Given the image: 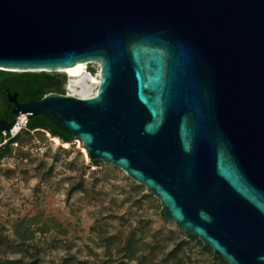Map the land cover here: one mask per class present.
Segmentation results:
<instances>
[{
	"label": "water",
	"instance_id": "95a60500",
	"mask_svg": "<svg viewBox=\"0 0 264 264\" xmlns=\"http://www.w3.org/2000/svg\"><path fill=\"white\" fill-rule=\"evenodd\" d=\"M80 63L95 95L10 94L13 114L120 168L217 258L264 264V0H0V71L69 82Z\"/></svg>",
	"mask_w": 264,
	"mask_h": 264
},
{
	"label": "rangeland",
	"instance_id": "374dc122",
	"mask_svg": "<svg viewBox=\"0 0 264 264\" xmlns=\"http://www.w3.org/2000/svg\"><path fill=\"white\" fill-rule=\"evenodd\" d=\"M66 92L78 94L68 85ZM33 136L46 145L43 154L31 151L24 135L23 147L13 148L0 166L1 259L29 261L37 245L42 264H214L190 241L167 262L184 231L162 216L157 198L120 168L92 165L80 140L65 148L46 131ZM20 221L31 228V240L15 236ZM130 239L142 262L124 251Z\"/></svg>",
	"mask_w": 264,
	"mask_h": 264
},
{
	"label": "trees",
	"instance_id": "16d2710c",
	"mask_svg": "<svg viewBox=\"0 0 264 264\" xmlns=\"http://www.w3.org/2000/svg\"><path fill=\"white\" fill-rule=\"evenodd\" d=\"M90 71L92 72H96V69H93L90 67ZM43 75L46 73H42ZM37 76L36 73H21L19 76L20 80H23L24 82H27L26 85H22L21 86V92L22 94L25 93L26 91H28L29 89H31L34 85L32 83H30L33 79H35ZM37 92V88H33V93L31 94L30 98L31 99H35V93ZM61 94H65L64 92H60ZM43 96H41L39 99H41ZM27 129L28 131H24L21 135H19L15 140L11 141L4 149H0V160L2 158H4L10 151H12L13 147H12V143L14 141L19 142L20 148L23 147V136L24 135H29L30 136V141L32 143L34 136L33 134H31L29 131H35L39 132L40 130L46 131L48 132L52 137H57L60 139V141L62 143H72L74 141V138L71 137L69 134L65 133L60 127H58L55 123H53L50 119H48L45 116L39 115L36 117H33L31 119L28 120L27 123ZM3 140H5V136L3 135V132L0 130V142H2ZM91 164L94 166H100L102 165L101 162H94L91 160ZM76 189H79V187L75 186L73 188H71L70 192L75 191ZM146 197L151 198L149 195H145ZM163 217H165L163 215V213H161ZM30 230L31 228L29 226H26L24 221H20L16 227V231H15V236L21 240V241H28L32 239V236L30 235ZM184 234V239L181 242H178L177 244H175V246L173 247V249L165 256V259L167 262L170 261H176L178 259V255L179 252L182 250L183 245L187 242H195L197 244V246H199L203 251L209 253L211 255V258L214 262V264H228L226 261H224L223 259L217 258L212 249L209 247H206L203 245V243L197 238V237H193L188 235L187 233H183ZM132 247H133V242L130 239L126 246L124 247V251L125 252H131L132 251ZM34 253H31L28 255L30 260L29 261H25V260H12V259H1L0 258V264H42L41 261V250L40 248H37V245L32 246ZM132 256L130 257L133 260H139L135 257V253L131 252ZM145 257L142 256L140 257V262L143 261Z\"/></svg>",
	"mask_w": 264,
	"mask_h": 264
},
{
	"label": "flooded vegetation",
	"instance_id": "af4514ba",
	"mask_svg": "<svg viewBox=\"0 0 264 264\" xmlns=\"http://www.w3.org/2000/svg\"><path fill=\"white\" fill-rule=\"evenodd\" d=\"M21 73H9L0 71V124L4 122L9 124L17 119L13 114V108L15 103L9 100V95H16V100L19 103H24L30 100H37L41 96H44L50 92H66L67 82L63 77L56 76L54 74H42L36 73L37 76L30 83L34 86L22 94L21 86L26 85L27 82L19 79ZM37 88L35 93V99H31L30 96L33 93V88ZM1 130V129H0Z\"/></svg>",
	"mask_w": 264,
	"mask_h": 264
},
{
	"label": "bare ground",
	"instance_id": "6f19581e",
	"mask_svg": "<svg viewBox=\"0 0 264 264\" xmlns=\"http://www.w3.org/2000/svg\"><path fill=\"white\" fill-rule=\"evenodd\" d=\"M60 72L64 73L65 76L69 78V82H67L69 88L72 89L73 91L78 92V94L81 97L87 98L92 95H95L97 91V86L100 83V78L98 76L88 74L87 63H80L74 67H68L62 69L60 70ZM86 75L89 76V81L86 80ZM78 94H71V95L76 96ZM52 139L56 144H61L65 148L70 147V143L67 142L62 143L60 139L57 137H53ZM83 151L86 155H88L85 148L83 149Z\"/></svg>",
	"mask_w": 264,
	"mask_h": 264
},
{
	"label": "built area",
	"instance_id": "2783aa9c",
	"mask_svg": "<svg viewBox=\"0 0 264 264\" xmlns=\"http://www.w3.org/2000/svg\"><path fill=\"white\" fill-rule=\"evenodd\" d=\"M90 66L88 64V74L90 75H94L97 76L99 75V72H92L90 71ZM69 94V93H68ZM28 118L26 117V114L21 113L17 120L16 123L14 124V126L11 128V130L9 132H7L6 134L3 132V135L5 136V140H3L2 142H0V149H4L11 141L15 140L19 135H21L24 131H28L27 129V123H28ZM31 134H34L35 131H29ZM13 148H20L19 142L14 141L12 144ZM31 151L36 152L38 155H41L45 152L46 150V145L44 143L41 142V140H39L38 138L34 137L32 143H31ZM5 158H2L0 160V166L1 164L5 161Z\"/></svg>",
	"mask_w": 264,
	"mask_h": 264
}]
</instances>
